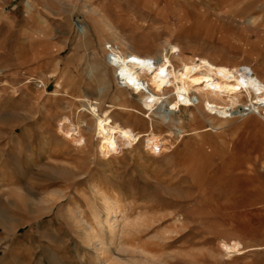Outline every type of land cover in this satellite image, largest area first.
<instances>
[{
    "label": "rangeland",
    "instance_id": "374dc122",
    "mask_svg": "<svg viewBox=\"0 0 264 264\" xmlns=\"http://www.w3.org/2000/svg\"><path fill=\"white\" fill-rule=\"evenodd\" d=\"M83 2L0 0V264H100L70 214L97 190L125 211L122 242L168 264H264L262 117L221 122L202 112L193 122L184 113L181 132L163 123L178 117L164 103L152 115L165 139L161 155L144 151V139L102 161L85 101L100 112L120 106L114 120L147 132L130 107L139 110L141 100L121 93L111 62L110 46L118 53L123 43L137 54L166 50L264 77V0H90L115 40ZM64 121L72 140L58 134ZM232 241L241 251L228 261L222 248Z\"/></svg>",
    "mask_w": 264,
    "mask_h": 264
},
{
    "label": "bare ground",
    "instance_id": "6f19581e",
    "mask_svg": "<svg viewBox=\"0 0 264 264\" xmlns=\"http://www.w3.org/2000/svg\"><path fill=\"white\" fill-rule=\"evenodd\" d=\"M89 3L90 0H84L81 7L86 15L94 18L96 24H104L102 26L114 40L118 39L112 27L103 21L101 13L91 8L93 5L90 6ZM123 46L125 50L118 53L115 46H110L111 62L117 74L121 93L125 96H137L141 100L139 110L136 106L130 107L137 113L134 120L136 126H142L147 132L136 133L132 129L133 126L131 128L114 120L112 112L122 109L120 106L107 105L100 112L97 103L85 100L88 103L87 112L91 115L89 127L94 130V137L97 139L96 152L102 161L117 158L126 148L136 150L135 147L144 139L146 140L144 151L156 157L161 155L166 148L165 139L154 131V126L159 125L152 115L158 106L164 103L168 104L172 114L177 113L178 117L174 121L172 118L164 120L163 123L167 124V127L171 125L177 127L181 132L185 129L184 113H188L193 122L201 120L202 112L216 116L221 122L229 121L233 115L260 116L264 120V77L255 71L230 68L207 59L185 60L183 56L174 58L166 50L152 55L137 54L124 43ZM30 81L28 83H31ZM41 85L44 87L43 83ZM145 108L151 112L149 115L148 112H144ZM209 118L215 120L213 117ZM84 127L88 128V124L83 123L80 133L84 132ZM210 129H217L216 125L213 124ZM58 134L66 140H72L75 136L72 127L66 121L58 128ZM83 136L85 134H82ZM259 139L264 147V131L260 133ZM195 171H197L195 180L200 183L202 166L198 164ZM96 193L94 196H84V205L87 208L76 205L70 209V214L80 230L86 233L87 245L95 251L98 263L106 264L105 259L108 257L117 264H168V261L152 256L150 251L140 248L131 239L123 243V235L128 230L120 226V220H123L125 211L118 199L112 198L102 190H97ZM151 245L154 247V244ZM240 247L238 242H227L222 248V258L231 260L241 251Z\"/></svg>",
    "mask_w": 264,
    "mask_h": 264
},
{
    "label": "built area",
    "instance_id": "2783aa9c",
    "mask_svg": "<svg viewBox=\"0 0 264 264\" xmlns=\"http://www.w3.org/2000/svg\"><path fill=\"white\" fill-rule=\"evenodd\" d=\"M74 26H75V29L78 33L82 34L84 33V27H85V24L83 23V21L80 19V18H77L74 22ZM37 87L39 89H43V85H41V83H38Z\"/></svg>",
    "mask_w": 264,
    "mask_h": 264
},
{
    "label": "crops",
    "instance_id": "0c3cea01",
    "mask_svg": "<svg viewBox=\"0 0 264 264\" xmlns=\"http://www.w3.org/2000/svg\"><path fill=\"white\" fill-rule=\"evenodd\" d=\"M39 1V0H38ZM227 1H233V0H227ZM39 5V4H38ZM245 10H252V8L251 7H247V8H244ZM45 62H46V60H45ZM44 69L46 68V63L44 64Z\"/></svg>",
    "mask_w": 264,
    "mask_h": 264
}]
</instances>
